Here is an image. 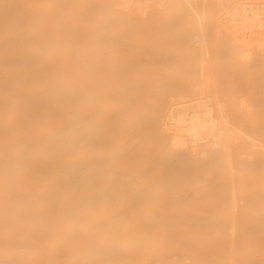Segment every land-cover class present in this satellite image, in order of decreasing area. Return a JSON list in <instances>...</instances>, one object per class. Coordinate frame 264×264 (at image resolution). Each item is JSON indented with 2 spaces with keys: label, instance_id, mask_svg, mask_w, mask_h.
<instances>
[{
  "label": "bare ground",
  "instance_id": "6f19581e",
  "mask_svg": "<svg viewBox=\"0 0 264 264\" xmlns=\"http://www.w3.org/2000/svg\"><path fill=\"white\" fill-rule=\"evenodd\" d=\"M175 13L201 68L209 25L241 68L263 44L264 0H0V264H264V85L258 106L194 80L157 115L133 94L168 58L133 73L141 20Z\"/></svg>",
  "mask_w": 264,
  "mask_h": 264
},
{
  "label": "rangeland",
  "instance_id": "374dc122",
  "mask_svg": "<svg viewBox=\"0 0 264 264\" xmlns=\"http://www.w3.org/2000/svg\"><path fill=\"white\" fill-rule=\"evenodd\" d=\"M207 13V14H206ZM205 14L206 15H208L210 18H211V21H213L214 23H215V20H216V17H215V15H213L212 13H209V12H206ZM177 14V15H176ZM182 15H184V16H182ZM186 14H184V13H175V14H173V15H170V16H168L166 19H165V17H163V18H159V17H157L156 19H154L156 16H154V15H147L143 20H141V27L139 28V32H138V34H137V39L139 40V41H141L142 43H147V45L146 46H144L145 48H143V49H141V50H139L138 52H137V55H139V58H141V62H139L138 63V65L139 66H137V67H135L134 69L135 70H132L133 71V73H134V71L136 72V69L138 70V74H141L142 75V73L144 74V70L146 71V73H147V75H143V76H147L148 77V75H149V73L147 72V69H144L143 67H142V65H144L145 66V64L147 63V61H149L150 62V60H148L150 57H152V55H154V54H157V55H154V56H160V57H163V58H167V57H165V56H167L168 55V58L167 59H160V57L157 59V57H155L154 58V56L152 57V59L154 58L155 60H156V62L157 61H159V59L162 61L160 64H161V66L160 65H158V63L160 62H157V63H155V65H156V67H158V69H160V70H157L156 72H159L160 73V77H159V80H160V82L161 83H158V79H154L155 77H152L153 75H155L154 74V70H155V68L152 70L151 69V67H150V69H151V71L153 72L152 74H150L149 75V78L148 79H144V80H149L150 78H153L154 79V81H156V85L157 86H155V87H150L149 89H147V88H145V86L143 87V86H141V84L143 85V83H145L146 85H147V82L146 81H144L142 78V76H141V79L144 81L143 83H142V80H140L141 82H139V80L137 79V84L138 85H136V88H137V90H140L141 88L139 87V86H141V87H143L142 88V90L141 91H136L135 93H133V94H135V95H137L138 97H140V98H142V100L144 101V102H146V104L149 106L148 107V110H149V112L151 113V112H153L152 114L154 115V114H160L159 112H160V107L161 106H164V105H168V104H170V105H172L171 103H173L176 107H180V106H183L185 103H187V102H189L190 100H192L193 99V97H195V95H197V96H199V93L202 91L203 93L204 92H206L208 89V86H206V84L208 85V82H210V84H212V82L211 81H213V83H217L216 85H218V80L220 79V82H219V85L221 84V85H223L224 84V86L225 87H227L226 89H228L229 88V86L231 87V89L232 90H235V89H233L232 87H234L235 88V86H234V84H235V82L237 83V92H236V95H237V97L238 96H240L241 95V97H243V101H245L244 103L245 104H248L247 102H249L250 104H252V103H255L256 105H258V100H256V99H258V98H260L258 95H257V93H255L254 91L255 90H253L254 88H252L251 89V84L249 85V82H247L246 80H249V77L250 78H252L253 79V77H255V79H253V80H255V81H257V85H259V87H262V85H264V82H263V79H264V41H263V44L261 45V43L257 46H255L254 47V45L251 47V53H252V59H255L249 66H247V67H244V68H241V67H239V65L237 64V63H235V56H234V52H231V51H229V52H226V50H229L228 49V47L225 45V44H223L221 41L222 40H220L222 37L220 36V37H217L216 36V34H213V33H217L216 31L215 32H213L212 33V31L215 29V28H213L212 26H208V27H210V29H212V30H209L208 29V27H206V31H205V33H206V35L209 33V35L207 36V38L209 39V40H211V41H216L218 38V41L217 42H215L214 43V46L212 45L210 48L212 49V51H213V53H212V57L213 56H215L214 57V59H215V63L213 62V61H211V63L209 62L208 64H205V65H203V68H201V66H202V64L201 63H199V66H200V68L204 71H202V73H205V74H207V75H205V74H201V70H200V68H199V66H198V64H197V62H195V60H194V58H197L198 59V55L196 56L195 55V47H194V45L192 44V42H191V40H189V38L190 39H192V37H193V32H195V30H193L192 28L190 29L187 25H189V21H190V16H188V14H187V16H185ZM150 16H152V17H150ZM176 16H177V18H176ZM184 17V18H183ZM186 17V18H185ZM189 17V18H188ZM150 18V20H148ZM159 18V19H158ZM169 18V19H168ZM147 20V21H146ZM160 20V21H159ZM165 20V21H164ZM204 20H206V17H204ZM210 20V19H209ZM208 20V22H210ZM148 22L147 24L146 23H144L143 24V22ZM157 21V23H155ZM171 21H173V22H171ZM159 22V23H158ZM180 22H181V24H180ZM168 24H169V26H168ZM179 24V25H178ZM187 24V25H186ZM204 24L206 25V23L204 22ZM208 24V23H207ZM210 24H212V22L210 23ZM184 25V26H183ZM207 26V25H206ZM157 27H158V29H157ZM175 27V28H174ZM186 27V28H185ZM180 28V29H179ZM189 28V31L187 30ZM205 28V27H204ZM154 29V30H153ZM153 30V31H152ZM164 30V31H163ZM167 30V31H166ZM169 30V31H168ZM146 31V32H145ZM162 31V32H161ZM193 31V32H192ZM207 31H209V32H207ZM170 32H171V34H170ZM181 32V33H180ZM165 33V34H164ZM166 33H168V34H166ZM212 35H211V34ZM162 34V35H161ZM164 34V35H163ZM182 34V35H181ZM218 34V33H217ZM147 35V36H146ZM176 35V36H175ZM184 35H186V36H184ZM150 36V37H149ZM161 36V37H160ZM164 36V37H163ZM169 38H168V37ZM179 36V37H178ZM182 36V37H181ZM173 37V38H172ZM171 38V39H170ZM182 38V39H181ZM211 38V39H210ZM176 39H178V40H176ZM183 39H184V42H183ZM213 39V40H212ZM223 39V38H222ZM146 40V41H145ZM188 42H187V41ZM166 41H167V43H166ZM149 42H151V43H149ZM155 42H157V43H155ZM168 42H171V44L170 43H168ZM183 42V43H182ZM186 42V43H185ZM191 43V45H190V43ZM219 42V43H218ZM175 43V44H174ZM189 43V44H188ZM218 43V44H217ZM165 44V45H164ZM173 44V45H172ZM181 44V45H180ZM182 44H185V45H182ZM215 44H216V46H215ZM162 45V46H161ZM174 45L175 46H177V47H174ZM180 45V46H179ZM218 45V46H217ZM219 45H222V46H219ZM191 46V47H190ZM263 46V47H262ZM223 47H225V48H223ZM254 47V48H253ZM258 49H257V48ZM159 50H158V49ZM146 49H148V50H146ZM165 49V50H164ZM191 49H192V51H191ZM219 49H222L221 50V53H222V51H223V54H221L220 53V55H219V52H220V50ZM146 50V51H145ZM149 50H151V51H149ZM219 50V51H218ZM150 52V53H148V52ZM174 51V52H173ZM178 51V52H177ZM181 51H183L182 53H181ZM214 51H216V52H214ZM253 51V52H252ZM142 52V53H141ZM166 52V53H165ZM170 52V53H169ZM179 52L182 54L181 56H179ZM195 52V53H194ZM218 52V53H217ZM231 52V53H230ZM163 53V54H162ZM194 53V54H193ZM215 53V54H214ZM262 53V54H261ZM176 54H178V55H176ZM226 54H228V55H226ZM230 54H232V55H230ZM151 55V56H150ZM164 55V56H163ZM171 55H173L172 56V58H171ZM184 55V56H183ZM195 55V56H194ZM221 56L222 55V57L224 56V58H221L220 59V57L219 56ZM255 55V56H254ZM218 56V58L217 59H220V60H216V57ZM229 58H228V57ZM143 57V58H142ZM147 58V61H146V63L144 64V62H142L143 60H145L146 58ZM179 57H182V59H184V60H182L181 58L180 59H178ZM175 58V59H174ZM192 58V59H191ZM151 59V58H150ZM178 59V60H177ZM185 59H187V61L185 60ZM231 59V60H230ZM234 59V60H233ZM167 60H169V61H167ZM171 60H173V62H172V64L173 63H175L176 64V70H175V68H173V67H175V66H172L169 62H171ZM175 60H177V62H175ZM180 60H182V62L180 61ZM224 60V61H223ZM191 61V62H190ZM194 63H193V62ZM197 61V60H196ZM228 61V62H227ZM164 62H165V64L166 63H169L172 67V69H170L168 66H166V68L168 69H170V70H172V71H179L178 72V74H176V75H174V73L172 72V74L174 75V77H172V75H171V73H170V75L171 76H169V72H167L164 68H163V64H164ZM181 62V63H180ZM185 62V63H184ZM188 62V63H187ZM223 62V63H222ZM140 63H143L142 65L140 64ZM153 63V64H154ZM180 64V67H178L179 66V64ZM187 63V64H186ZM190 63V64H189ZM219 63V64H218ZM234 64L238 69H236V67L234 66V65H232V64ZM255 63V66L257 65V66H259V69H256L257 68V66L255 67V66H253V67H255V69L257 70H255V69H253V67L251 66L252 64H254ZM150 64H152V63H150ZM169 64H167V65H169ZM182 64L184 65V66H182ZM221 64H222V66H221ZM224 64H228L229 65V67H228V65H224ZM148 65V64H147ZM169 65V66H170ZM196 65H197V67H196ZM151 66V65H150ZM165 66V65H164ZM191 66V67H190ZM205 66V67H204ZM220 67V68H217V67ZM234 66V67H233ZM153 67V66H152ZM185 67V68H184ZM187 67V68H186ZM212 67H214L213 69L214 70H216V72H212L211 70H213L212 69ZM162 68H163V70H165V74H168V75H164V71L162 72ZM180 68V69H179ZM194 68V69H193ZM211 68V69H210ZM230 68V69H229ZM247 68H249V71H247L248 69ZM131 69L132 68H130V71H131ZM141 69H144L143 70V72L142 73H140V71H141ZM168 69V71H170ZM174 69V70H173ZM181 69H183V70H181ZM222 69H223V71H222ZM148 70H149V68H148ZM187 70L189 71V72H187ZM218 70L221 72L222 71V73L221 74H219V72H218ZM235 70V71H234ZM246 70V71H245ZM255 70V71H254ZM258 70H259V73H258ZM181 71V72H180ZM232 71L234 72V73H232ZM256 73H254V72ZM192 72H195V73H192ZM197 72H200V73H197ZM211 72V73H210ZM218 72V73H217ZM228 72V73H227ZM231 72V73H230ZM248 74H247V73ZM252 72H253V74L254 75H258V76H253V74H252ZM137 73V72H136ZM151 73V72H150ZM190 73V74H189ZM217 73V74H216ZM183 74V75H182ZM214 74H216V76H213ZM225 74L227 75V74H229V75H227L226 77H225ZM236 74V75H235ZM243 74V75H242ZM250 74V75H249ZM252 74V75H251ZM263 75V77H262V75ZM189 75V76H188ZM202 75V76H201ZM210 75V76H209ZM218 75H219V78H218ZM221 75V76H220ZM135 76H137V74L135 75ZM151 76V77H150ZM175 76H176V78H175ZM187 76V77H186ZM207 76V77H206ZM223 76V77H222ZM232 76H233V78H232ZM249 76V77H248ZM156 77H158V76H156ZM164 77V79H162ZM185 77V78H184ZM212 77V78H211ZM243 77V78H242ZM263 78V79H260V78ZM138 78H140L139 76H138ZM166 78V79H165ZM174 78V79H173ZM188 78H190V79H188ZM206 78V80H207V82L204 80ZM210 78H211V80H210ZM214 78V79H213ZM232 78V79H231ZM182 79V80H181ZM185 79V80H184ZM193 79V80H192ZM200 80V83H199V86L195 83V81L194 80H196V82L197 81H199ZM209 79V80H208ZM215 79H216V81H215ZM177 82H176V81ZM191 80V81H190ZM164 81V82H163ZM193 81V82H192ZM222 81H223V84H222ZM251 81V80H250ZM229 82V83H228ZM234 82V83H233ZM239 82H242V86H239ZM253 82V81H252ZM141 83V84H140ZM168 83V84H167ZM169 83H170V85H169ZM180 83H182L183 85H185V84H187V86H182V84L180 85ZM190 83V84H189ZM201 83H204L203 85L201 84ZM253 83H255V82H253ZM166 84V85H165ZM179 84V85H178ZM194 84H196V85H194L196 88L197 87H199L198 89H200L201 87V91L200 92H198L199 90H197L193 85ZM230 84V85H229ZM255 84V85H256ZM148 85H149V83H148ZM152 85V84H151ZM166 87H165V86ZM174 85V86H173ZM177 85V86H176ZM191 86V87H194V88H190L189 89V86ZM206 86V87H203V86ZM256 85V86H257ZM153 86V85H152ZM159 86H161V87H159ZM169 86H171L170 88H168ZM213 86V84L212 85H209V90L210 91H212L213 89L211 88ZM172 87H174V88H172ZM179 87V88H178ZM183 89H182V88ZM187 87V88H186ZM224 87V88H225ZM161 88H163L164 89V92H163V90H161ZM176 88V89H175ZM177 88H178V90H177ZM180 88H181V90H180ZM213 88H214V86H213ZM219 88V87H218ZM222 88V87H221ZM156 89V90H155ZM167 89H169V90H167ZM184 89H187L186 91L184 90ZM204 91H203V90ZM206 89V90H205ZM256 89V88H255ZM261 89V88H260ZM158 90V93L156 92ZM190 90H192V91H190ZM198 92H196V91ZM208 90V91H209ZM218 90H220V91H222L221 89H218ZM228 90H230V88L228 89ZM227 90V91H228ZM241 90V92L239 93V91ZM253 90V91H252ZM257 90V89H256ZM264 90V87H263V89L261 90L262 91V93L264 92L263 91ZM167 91V92H166ZM180 91V92H179ZM181 91H183V92H181ZM187 91H189V93L187 92ZM194 91V92H193ZM224 91H225V89L222 91V93L224 94ZM259 91V90H258ZM144 92V93H143ZM176 92H178V93H176ZM185 92V93H184ZM196 92V93H195ZM234 92V94L233 95H235V91H233ZM148 93V94H147ZM151 93V94H150ZM189 95H188V94ZM191 93H194L195 95L193 96ZM227 92L225 91V95H222L221 94V92H219V94L221 95V97L222 96H226L227 97V94H226ZM232 93V92H231ZM230 92H229V94H231ZM260 93V92H259ZM142 94H144V96L142 95ZM155 94V95H154ZM161 94V95H160ZM170 94H172V95H170ZM176 94H177V96H176ZM179 94H180V97H178L179 96ZM202 94V93H201ZM228 94V95H229ZM261 94V93H260ZM140 95V96H139ZM160 95V96H159ZM171 96V98L169 97V96ZM184 95H188V97H184ZM219 95V96H220ZM232 95V94H231ZM232 95V96H233ZM174 96V97H173ZM183 96V97H182ZM191 96H193L192 97V99L190 98ZM175 97H177V98H175ZM220 97V98H221ZM225 97V98H226ZM254 97V98H253ZM264 97V96H263ZM151 98V99H150ZM157 98V99H156ZM171 100H170V99ZM180 98V99H179ZM186 98H188V99H186ZM223 98V102L227 105V108H226V113L229 115V117L232 119V120H234L235 119V117L233 116V112H232V108L230 107V105H231V103H228V100L226 99V100H224L225 98L224 97H222ZM227 98H229V96L227 97ZM144 99H146V101L144 100ZM161 99H163V101L161 100ZM190 99V100H189ZM234 99H235V97H234ZM261 99V98H260ZM264 99V98H263ZM262 99V100H263ZM167 100V101H166ZM182 100V101H181ZM187 100V101H186ZM189 100V101H188ZM154 101L156 102V103H154ZM169 101V102H168ZM177 101H181L182 103L183 102H185V103H180V102H178L177 103ZM234 102H235V100H233ZM227 102V103H226ZM230 102H231V100H230ZM260 102H261V100H260ZM180 104L179 106H177L176 104ZM261 103H264V102H261ZM261 103H259V104H261ZM156 107H155V106ZM174 105H172V106H174ZM232 106H235V103H233V105ZM258 106H260V105H258ZM249 108H250V106H248ZM240 108V107H238L237 109H238V113H242V114H245V112H247L248 114L251 112V113H253L254 114V112L255 111H258V107H254V106H251V108H250V110H249V108ZM152 108H154V110L155 111H153V109ZM157 108V109H156ZM159 108V109H158ZM236 109V110H237ZM247 109L249 110V111H247ZM261 109V108H260ZM264 109V107L262 108V110ZM158 110V111H157ZM235 110V109H234ZM162 111V110H161ZM245 111V112H244ZM250 113V114H251ZM257 113V112H256ZM260 113H263L264 114V110L262 111V112H260ZM235 115V114H234ZM258 115V114H257ZM262 115V114H261ZM260 114H259V116H261ZM233 116V117H232ZM259 116H257L258 118H259ZM263 116V115H262ZM249 117H251L250 115H249ZM252 118H253V115H252ZM256 118V117H255ZM257 118V119H258ZM264 118V117H263ZM259 119H261V118H259ZM264 122V121H263ZM263 124V123H262ZM264 125V124H263ZM262 125L260 124V127H261Z\"/></svg>",
  "mask_w": 264,
  "mask_h": 264
}]
</instances>
